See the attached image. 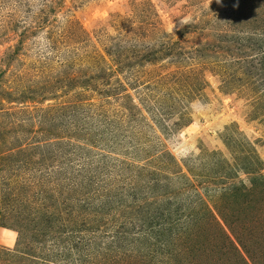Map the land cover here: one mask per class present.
Masks as SVG:
<instances>
[{"label": "rangeland", "instance_id": "obj_1", "mask_svg": "<svg viewBox=\"0 0 264 264\" xmlns=\"http://www.w3.org/2000/svg\"><path fill=\"white\" fill-rule=\"evenodd\" d=\"M189 23L197 29L190 40L214 42L221 28L252 46L221 48L204 57L206 66L144 61L133 68L131 96L111 103L74 80L90 75L95 54L111 58L118 42L141 43L144 52L165 40L162 30L174 36ZM262 56L264 0H0V224L16 232L13 243L0 242V264H31L20 254L28 239L17 232L19 218L54 214L70 194L94 202L86 223L109 215V233L119 235L98 264H264V82L253 66ZM161 74L182 78L172 82L176 98L159 91ZM143 83L186 116L156 122ZM132 103L143 107V123L125 110ZM82 109L93 129H70L67 117L81 118ZM103 122L113 131L99 136ZM72 145L89 149L94 163L105 160L108 171L87 194L66 188L67 167L85 161ZM49 198L55 204L46 209ZM71 203L66 218L82 225V202ZM141 215L146 235L134 226Z\"/></svg>", "mask_w": 264, "mask_h": 264}, {"label": "trees", "instance_id": "obj_2", "mask_svg": "<svg viewBox=\"0 0 264 264\" xmlns=\"http://www.w3.org/2000/svg\"><path fill=\"white\" fill-rule=\"evenodd\" d=\"M234 9L235 12L231 13L232 15L236 13L237 7H234ZM232 20L233 24L236 25L237 18H233ZM220 26L221 25L219 24V27ZM196 31V26H193L190 23L179 29V31H177L174 36H172L171 33H166L162 30L161 36H166L165 40L160 42L155 48L150 46L152 48H149L148 50L147 47V50L144 52H142V50L145 48V45H141V43L129 46L118 42L117 45H114V54L109 55L111 58L107 60L105 57H97L95 54L92 58L94 70L90 73V75H87L86 73L83 75H78L76 78L79 77V79L77 80L75 78L74 80L84 87H90V91L96 92L98 96L101 97L103 104L111 103V98L127 99L131 96V94L128 92L129 86L139 82L138 79L135 80L137 77L136 71L133 68L137 65H143L142 63L144 61L152 62L161 57L164 60H170L175 65L189 61L192 67H196L195 63L199 66L205 65L206 62L204 57L210 55L211 53L217 54L221 48H224L225 52H227L226 54H229L228 50L232 52L233 49L242 50L246 47L252 46L249 38L247 37L241 38L237 34L234 35L235 33H232L231 37L223 36L221 28H219L218 32H216V37L219 36L220 38L216 39L214 42L207 41L206 43V41L203 39L198 41L190 40V34H193V32ZM138 32L140 33V31ZM142 35L145 36L144 34ZM181 40H184L186 43L188 41L189 43H192V50L187 51L184 48V43H182ZM246 40L247 43L245 45L244 42ZM241 44H243V46L239 48ZM134 61L136 62L135 64H133ZM253 66L260 70L259 75L261 76V81L264 82V56L257 60V64L253 63ZM121 73L123 75H121ZM114 75L115 77L117 76V78L114 85H112L111 81L113 80ZM160 76L164 77L163 74ZM169 76L170 75L168 74L164 77L167 82H164V84L161 85L159 91H162V95H164L166 92L168 97L176 98V95H174L173 91L175 89L174 86L176 85L172 84V82L173 79L182 78L172 75L173 79L170 80ZM185 76L188 77V75ZM148 84L149 83H143L139 86H145L144 90H141L143 93V105L149 109V112L153 117H156V122L162 123L161 121H163L162 119H164V117L167 119L175 118L180 120L186 116L184 106L173 102H163L162 100L156 101L154 98L157 96L158 92L156 91V88L151 90ZM184 91L185 97L191 96L190 91ZM124 107L125 110H128L129 117L131 118L132 122L136 123L139 120V115H142V123L144 122L145 117L143 116V107L141 105H138L137 107V104L132 103V105H125ZM80 111L81 110L79 109V113ZM79 113L78 119H70L67 117V126L69 125L70 129H73V126L76 128L78 126V130L81 132H83L87 125L93 129V126L89 123V118L93 115H91L89 112L86 113L85 111L82 117L79 118ZM108 123L109 122H103L105 127H103L102 132L98 134L99 136H103L105 134L103 131H113L108 129V127L111 125ZM172 126L176 127V123L173 122ZM86 128L88 129V127ZM164 129L167 131L171 130V126L165 125ZM70 151L74 152L73 155H77L79 156V159L82 158L85 161H82L81 165L77 168L76 166L67 167L65 170V179L67 181L66 188L68 191H75V189L81 190V195L87 194V192L90 191L92 187L96 189L94 184H96L97 181L101 182L99 181V178L103 177L104 173L108 171L105 168V165H103L105 164V160L102 158L99 162L100 164L98 161L97 163H94L93 155L91 154L90 150L83 147L79 148L76 145L70 146ZM255 179V177H252L253 181ZM86 197L87 195H83L82 197H76L75 195L72 197L70 194L66 197L68 203L66 202L62 206H59L57 208L58 210H56L57 212L54 214L51 212L50 214H44L43 217L39 218L37 215L32 216L30 215L31 213H28L26 216H22V219L19 218V225L22 223V227L21 229H18L17 232L21 233V237L23 239H28V241L25 243V250L20 251V254L25 255V257H29L31 264H59L60 261H72L71 263L73 264H98L97 256L102 258L101 260H107L111 247L114 245L116 240H119V235H110L109 226L112 224V222L109 215L98 217L99 215L95 214L94 219H92L90 223H86L87 219L85 216L87 215H85V213L89 214V210L94 204L92 200L87 199ZM72 200H76L78 203L82 202V204L78 205L80 210L78 215L80 212L81 214L83 213L82 225H75L73 223L74 221H70L69 217L66 218L75 209L74 204L71 203ZM47 201L48 203L42 207L46 209L50 207L51 209V207L55 204L54 199L49 198ZM105 206H107V204H105ZM133 206L138 211H140V208H142V204H140L138 201H136ZM95 207H97L95 209V211H97L104 206L96 205ZM154 217L155 216L151 218ZM157 222L161 223V221ZM136 223L137 224L134 226L137 232L142 235H146L145 232H142L146 229L143 215H141ZM1 226L8 228L4 225ZM123 237L124 236L121 235L120 239H123ZM50 240H52V242L55 241L54 245L56 248H47L46 251L41 250ZM101 249H104L103 254Z\"/></svg>", "mask_w": 264, "mask_h": 264}, {"label": "crops", "instance_id": "obj_3", "mask_svg": "<svg viewBox=\"0 0 264 264\" xmlns=\"http://www.w3.org/2000/svg\"><path fill=\"white\" fill-rule=\"evenodd\" d=\"M15 237H16V232L14 230L0 225V242L9 241L13 243Z\"/></svg>", "mask_w": 264, "mask_h": 264}]
</instances>
